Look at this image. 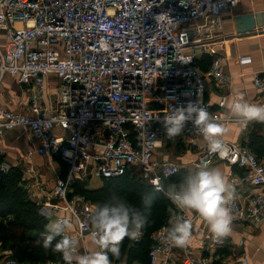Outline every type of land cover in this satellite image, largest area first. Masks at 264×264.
<instances>
[{
	"label": "built area",
	"instance_id": "obj_1",
	"mask_svg": "<svg viewBox=\"0 0 264 264\" xmlns=\"http://www.w3.org/2000/svg\"><path fill=\"white\" fill-rule=\"evenodd\" d=\"M237 3L0 0V28L7 38L6 46H0V83L11 73L31 91L26 111L0 106V153H4L6 134L21 128L37 143L28 147L27 157L39 153L68 162L67 175L58 176L52 191L55 201L41 207L51 221L57 218L56 209H65L75 217L79 235L97 230L92 221L97 205L73 191L78 181L93 174L112 176L138 166L147 180L166 193L163 178L179 172L182 164L156 158L155 149L165 139L164 117L176 108L200 101L220 122L237 119L224 110L226 95L218 106L206 96L209 81L230 85L224 55L208 37L222 9ZM203 52L215 55L207 69L196 61ZM254 81L264 93V69ZM57 127L65 134H59ZM183 134L200 152L197 165H209L218 157L209 152L208 141L191 119L185 122ZM223 140L226 159L246 168L232 179L233 221L258 223L264 220V158L248 145ZM243 182L259 186L246 201L237 191V184ZM178 215L191 217L194 225L195 217L171 200L168 222L152 235L150 264H221L189 245L177 254L165 234ZM0 264L70 263L20 260L0 242Z\"/></svg>",
	"mask_w": 264,
	"mask_h": 264
},
{
	"label": "crops",
	"instance_id": "obj_2",
	"mask_svg": "<svg viewBox=\"0 0 264 264\" xmlns=\"http://www.w3.org/2000/svg\"><path fill=\"white\" fill-rule=\"evenodd\" d=\"M244 20L247 21L246 25L242 23ZM217 22V25L209 32L208 39L220 50V54L224 55V68L231 76V82L228 86L209 81L207 98L218 106L219 99L226 95L224 110L228 113H230L229 101L238 92H243L252 102L264 103V93L254 81L256 75L264 69V0H238L237 5L226 6L222 9ZM6 42L5 30L0 28L2 49L6 46ZM210 54L213 60L215 55ZM242 57H245L246 61H241ZM30 93V89L23 86L16 75L7 73L0 83V106L26 111L30 103ZM230 114L237 119L222 122L225 125L222 137L248 145L261 158H264V121L251 120L244 124L241 123L239 116ZM57 132L65 134V130L61 127H57ZM36 144L21 128L9 131L5 136L4 159L10 165H21L24 168L25 184L28 186L31 197L41 204L53 202L55 199L52 191L58 176L67 174H63L64 168L58 156L46 157L35 153L31 158L27 157L28 147ZM199 154L195 144H189L187 141L185 144L176 146L174 143H167L164 139L163 143L155 149L156 158L173 159L181 163V169L187 172L199 166L197 165ZM209 165L221 167L232 183H234L232 179L235 174H241L246 170L243 166L230 163L225 154L218 155ZM30 166L34 168V172L27 171V167ZM36 182L42 184L43 188L37 187ZM102 183L103 179L98 185L92 186L88 183L87 186L95 188L101 186ZM237 186L238 194L243 201H246L249 194L259 187L245 182L238 183ZM187 211L195 217L192 237L187 244L194 250L210 256L221 264L226 261H231L233 264H264V220L258 223L233 221L231 233L215 241L206 220L193 209ZM55 216H68L72 219V227L67 230V234L78 237L79 253L97 246L90 234L79 235L77 221L68 210L56 209ZM183 250L184 246H176L179 256ZM69 263L76 264V260L73 259ZM112 264L130 263L127 259L120 261L114 259ZM131 264L142 263L136 260Z\"/></svg>",
	"mask_w": 264,
	"mask_h": 264
},
{
	"label": "clouds",
	"instance_id": "obj_3",
	"mask_svg": "<svg viewBox=\"0 0 264 264\" xmlns=\"http://www.w3.org/2000/svg\"><path fill=\"white\" fill-rule=\"evenodd\" d=\"M228 106L230 113L241 118V123L264 121V103L250 101L243 92L231 98ZM190 119L208 141L209 152L223 156L225 143L221 134L225 125L200 101H190L186 106L176 108L172 115H166V134L177 136ZM166 194L178 209H193L203 217L214 240L231 233L234 219L231 204L236 198V189L221 167L204 165L190 169L182 180L167 186ZM153 200L152 192H144L138 202L123 194H114L108 201L97 205L92 218L97 230L90 234L97 246L83 253L78 252V237L67 234L72 227V219L57 217L45 226L48 232L44 236V247L53 246L55 236L65 233L54 245L65 261L75 259L76 264H112L111 256L120 255L122 239L125 236L138 237L149 222ZM192 228L191 217L178 215L166 228L165 239L176 246H186L191 240Z\"/></svg>",
	"mask_w": 264,
	"mask_h": 264
},
{
	"label": "trees",
	"instance_id": "obj_4",
	"mask_svg": "<svg viewBox=\"0 0 264 264\" xmlns=\"http://www.w3.org/2000/svg\"><path fill=\"white\" fill-rule=\"evenodd\" d=\"M213 56L204 52L196 61L203 69H207ZM183 130L174 137L165 134L167 143L176 146L185 144ZM253 146V142H251ZM250 147V146H249ZM252 148V147H251ZM4 153H0V242L2 248L9 250L20 260L42 262L46 259L64 260L60 251L54 248L56 241L63 233L55 236L52 245L44 247L43 240L48 229L45 227L51 220L42 210V204L31 197L25 186L24 168L21 165H10L4 169ZM67 174L69 164L58 156ZM188 172L181 169L179 172L163 178L164 187L170 183H177ZM99 187H88V180L83 179L74 185V192L84 194L95 205L108 201L114 194H123L133 201L139 200L144 192H152L154 196L149 222L142 230L139 239L125 236L121 243L120 255L111 256L114 260L127 259L128 263L139 261L142 264L150 263L149 250L153 243L152 235L168 222L171 215V200L161 189L147 180L138 166L127 167L120 174L105 176Z\"/></svg>",
	"mask_w": 264,
	"mask_h": 264
},
{
	"label": "rangeland",
	"instance_id": "obj_5",
	"mask_svg": "<svg viewBox=\"0 0 264 264\" xmlns=\"http://www.w3.org/2000/svg\"><path fill=\"white\" fill-rule=\"evenodd\" d=\"M50 170V169H49ZM102 176H99V175H96V174H93L91 176H89L88 178V183L92 186L94 185H98L102 182Z\"/></svg>",
	"mask_w": 264,
	"mask_h": 264
},
{
	"label": "water",
	"instance_id": "obj_6",
	"mask_svg": "<svg viewBox=\"0 0 264 264\" xmlns=\"http://www.w3.org/2000/svg\"><path fill=\"white\" fill-rule=\"evenodd\" d=\"M242 23H243L244 25H246V24H247V21H246V20H244Z\"/></svg>",
	"mask_w": 264,
	"mask_h": 264
}]
</instances>
